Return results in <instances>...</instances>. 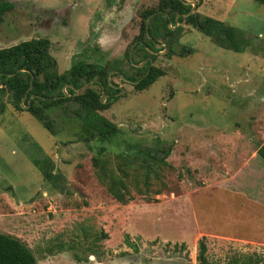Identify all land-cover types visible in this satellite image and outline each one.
<instances>
[{
    "label": "rangeland",
    "instance_id": "1",
    "mask_svg": "<svg viewBox=\"0 0 264 264\" xmlns=\"http://www.w3.org/2000/svg\"><path fill=\"white\" fill-rule=\"evenodd\" d=\"M185 1L200 20L238 30L243 50L221 49L200 25L177 24L182 31L174 54L166 49L149 57L163 76L140 92L114 71L136 77V69L146 67L134 65L143 58L133 40L143 13L155 10L158 0H38L1 20V46L5 37L16 44L47 37L59 74L74 61L110 71L120 92L114 98L104 92L112 100L100 114L121 131L104 145L112 166L127 145L152 148L159 140L158 149H171V168H161L150 194L137 195L130 183L134 199L122 205L96 179L91 159L100 144L76 137L80 122L70 112L76 106L48 112L57 132L52 136L24 112V101L18 110L3 97L0 234L18 239L36 264H196L201 238L207 264L264 257V166L256 156L264 143V5ZM63 6V14L34 10ZM46 21L57 22L50 33ZM182 48L186 54L179 55ZM44 159L59 181L43 179L35 162Z\"/></svg>",
    "mask_w": 264,
    "mask_h": 264
},
{
    "label": "trees",
    "instance_id": "2",
    "mask_svg": "<svg viewBox=\"0 0 264 264\" xmlns=\"http://www.w3.org/2000/svg\"><path fill=\"white\" fill-rule=\"evenodd\" d=\"M253 1L264 5V0ZM11 9L12 6L0 1V22L2 16ZM190 10L191 7L184 4V0H158L155 10L143 13L139 33L133 44H139L138 47L144 49L147 56L150 55L145 48L154 51L158 41L172 50V45L177 42L182 28L178 26L171 29L169 24L173 27L177 18V24L195 28L199 17L196 13H190ZM200 21L203 33L206 36H215L214 42L218 47L241 53L243 45L239 41L241 36L238 30L208 17ZM50 44L46 38H37L0 49V101L6 97L14 109L21 110L20 102L24 98L25 112L33 116L52 136H56L57 132L48 112L61 106H64V109H68L70 105L76 106L70 112L80 122L77 139L85 145L91 142L100 144L95 157L91 159L98 182L122 205L134 199L128 191L130 183L137 195L146 198L150 194L153 181L159 180L161 168H171L166 162L171 149H158L156 146L160 144L159 140L155 141L156 146L152 148L127 145L128 149L119 154L120 163L112 166L106 157L108 151L104 145L118 139L121 131L100 114L110 107V102H101L99 90L101 85L106 92L113 91L107 81L110 71L102 66L75 61L69 70L58 74L54 59L49 54ZM116 71L119 76L135 82L133 88L137 92L146 90L164 74L154 67H151L149 74L143 78L141 77L146 70L130 78L123 71L118 69ZM93 80L97 83L82 89L85 83ZM65 86L67 87L64 93L62 89ZM0 109H4L1 102ZM256 156L264 166V143L256 151ZM35 165L45 181L54 183L60 180L59 173H52L54 168L49 166L47 159L37 161ZM137 178H140V181ZM163 188H166L165 184ZM160 193L161 191H156L153 194L157 196ZM145 200L151 202L148 198ZM205 254L206 245L201 238L197 245L196 264H207ZM0 264H36V260L32 252L18 239L0 234ZM244 264H264V257L256 256L255 259L248 257Z\"/></svg>",
    "mask_w": 264,
    "mask_h": 264
},
{
    "label": "flooded vegetation",
    "instance_id": "3",
    "mask_svg": "<svg viewBox=\"0 0 264 264\" xmlns=\"http://www.w3.org/2000/svg\"><path fill=\"white\" fill-rule=\"evenodd\" d=\"M184 4H186V5H189L185 0H184ZM190 6V5H189ZM191 7V6H190ZM193 11V9H192V7H191V10H190V13H193L192 12ZM197 23H196V27L198 28L199 27V25H200V23H201V21H200V18H197ZM177 18L175 19V22H174V26L173 27H171V25L169 24V27L171 28V29H175L176 27H177ZM190 27H192V26H190ZM195 27V28H196ZM192 28H194V27H192ZM201 29H202V27H201ZM202 32H203V29H202ZM176 43V42H175ZM174 43V44H175ZM138 45L139 44H133V46H134V48H133V46L131 47V48H133V51L137 48L140 52H142V61L140 62V63H138V64H134L135 66H139L140 64H142V62H144V64H145V68H143V70H146V72H145V74L141 77V78H143V77H145L146 75H148L149 74V72H150V69H151V65H150V61H151V59L149 58V57H151V54H154V53H158V51H162V50H165L166 51V49H167V53H169V54H174V52L172 51V50H170V49H168L167 47H166V45L163 43V46H162V49H155L154 51H150V50H147L146 48H145V50L148 52V54L150 55V56H147V55H145V52H144V49H142V48H140V47H138ZM162 45V44H161ZM156 46V45H155ZM155 46H154V48H155ZM182 54H186V53H184V51H183V48L182 49H180V52H179V55H182ZM178 55V56H179ZM127 58H128V60H129V62L131 61V58H132V54H131V51L129 52V54L127 55ZM75 62V61H74ZM73 62V63H74ZM83 62V61H82ZM85 63H87V64H94V63H88V62H85ZM151 64H152V61H151ZM54 65L56 66V64H55V61H54ZM94 65H98V64H94ZM98 66H101V65H98ZM102 67H104V66H102ZM141 69V68H140ZM139 68H137L136 70H137V74H138V72L140 73V72H142V71H139L140 70ZM69 70V69H68ZM67 71V70H66ZM65 71V72H66ZM124 72V71H123ZM58 73V72H57ZM64 73V72H63ZM114 73H116L117 75H118V72L116 71V69H115V71H114ZM125 73V72H124ZM59 74V73H58ZM110 74L111 73H109V75H108V77H107V81H108V83H109V85L113 88V89H115V86H113V85H111V83H110ZM125 75L127 76V74L125 73ZM118 77L120 78V79H122L123 81H125V82H127V83H129V84H131L132 85V87H133V85L135 84V82H131V81H129L130 79H125V78H123L122 76H119L118 75ZM128 78H130L129 76H127ZM97 83V81H95V80H93V81H90V82H88V83H85L83 86H82V89L84 88V87H87V86H91L92 84H96ZM100 85V84H99ZM67 86H65V87H63V89H62V92H64L65 93V88H66ZM95 88V87H94ZM97 88V87H96ZM81 89V90H82ZM97 90H98V88H97ZM100 98H101V102L102 103H106V102H110L111 100H112V98H114L120 91H117V90H113V91H116L115 93H113V94H110L108 91V93L106 92V90L104 89V87L103 86H101L100 85ZM102 91H103V94H102ZM104 92H105V94H106V96H111L112 98L110 99V101L109 100H105L104 98H103V95H104ZM66 96V95H65ZM103 99H104V101H103ZM22 101H24V98L21 100V102ZM21 102H20V107L22 108V106H21ZM24 109L26 110V106H24ZM25 112V111H24Z\"/></svg>",
    "mask_w": 264,
    "mask_h": 264
},
{
    "label": "crops",
    "instance_id": "4",
    "mask_svg": "<svg viewBox=\"0 0 264 264\" xmlns=\"http://www.w3.org/2000/svg\"><path fill=\"white\" fill-rule=\"evenodd\" d=\"M0 1H3L4 3H7V4H9L10 6H12L11 11L6 12V13L2 16V20H3V18H4L5 16H8V17H9V16H11V15H14V13H15L17 10H21L22 7L29 6V3H31V2L33 3V2H36V1H38V0H0ZM40 1H43V2L45 3V2H50L51 0H40ZM31 6H32V5H31ZM66 6H67V5H66ZM66 6L59 7V8H48L47 10H44V9H42V8H36V9H34V10H36V11L41 10V11H43L44 13L46 12V13H51V14H53V13H57V12L63 14V12H64ZM40 20H41V19H40ZM42 20H43V19H42ZM56 23H57L56 21H51V22L46 21V22H44L43 24H45V26L47 27V32L50 33V32H51L50 29H52L53 26H54ZM11 27H14V24H13L12 22H11ZM54 27H55V26H54ZM64 28H65V27H64ZM104 38H105V35L99 37V41H98V43H99L100 46H103V42L105 41ZM7 39H8V37H5V38H4V40L7 41L6 44H4L5 46H1L2 44L0 43V49H5V48H8V47H11V46L16 45V42H11V41H9V40H7ZM46 39H47V37H46ZM107 39H108V38H107ZM103 40H104V41H103ZM15 41H16V40H15ZM101 48H103V47H101Z\"/></svg>",
    "mask_w": 264,
    "mask_h": 264
},
{
    "label": "water",
    "instance_id": "5",
    "mask_svg": "<svg viewBox=\"0 0 264 264\" xmlns=\"http://www.w3.org/2000/svg\"><path fill=\"white\" fill-rule=\"evenodd\" d=\"M150 65H151V61H150ZM31 80H32V76H30V84H31ZM102 94H103V91H102Z\"/></svg>",
    "mask_w": 264,
    "mask_h": 264
}]
</instances>
